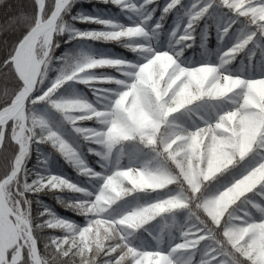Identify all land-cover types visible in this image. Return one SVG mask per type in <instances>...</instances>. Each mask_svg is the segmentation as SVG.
<instances>
[{"label":"snow or ice","instance_id":"1","mask_svg":"<svg viewBox=\"0 0 264 264\" xmlns=\"http://www.w3.org/2000/svg\"><path fill=\"white\" fill-rule=\"evenodd\" d=\"M0 264H264V0H0Z\"/></svg>","mask_w":264,"mask_h":264},{"label":"trees","instance_id":"2","mask_svg":"<svg viewBox=\"0 0 264 264\" xmlns=\"http://www.w3.org/2000/svg\"><path fill=\"white\" fill-rule=\"evenodd\" d=\"M103 47H108V45H104Z\"/></svg>","mask_w":264,"mask_h":264}]
</instances>
